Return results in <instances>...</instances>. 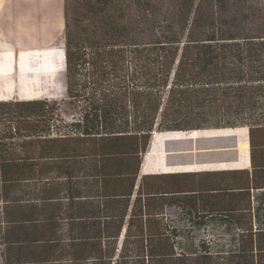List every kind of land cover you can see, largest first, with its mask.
<instances>
[{"label":"trees","instance_id":"obj_1","mask_svg":"<svg viewBox=\"0 0 264 264\" xmlns=\"http://www.w3.org/2000/svg\"><path fill=\"white\" fill-rule=\"evenodd\" d=\"M62 1V68L0 74V264H264V0ZM221 132L246 166L149 165ZM181 194L230 237L169 236Z\"/></svg>","mask_w":264,"mask_h":264},{"label":"rangeland","instance_id":"obj_2","mask_svg":"<svg viewBox=\"0 0 264 264\" xmlns=\"http://www.w3.org/2000/svg\"><path fill=\"white\" fill-rule=\"evenodd\" d=\"M4 9L11 10L10 0H2L0 3V74L12 73V72H30L45 70L50 66V63L54 61L60 66L63 64V57L60 56V49L62 44V31L56 32L54 37H47L46 29L44 30L45 20L43 18L36 21L39 22L40 28L36 29L33 24H24L21 19L15 15L4 16ZM18 30L25 32L27 36L32 40L37 41L39 39L40 47H28L21 46L12 42L11 38L14 32ZM49 101H57L59 103V115L69 121L72 117H76L78 109L68 103L66 100V94L59 99H49ZM187 124L182 118L179 119L178 124ZM157 131V129H155ZM222 133H225L223 135ZM221 132L210 137H216V135L233 136L236 137V143L242 141L243 135L238 132ZM234 134V135H233ZM187 135H190L191 140L196 141L199 137H207L208 135L196 136L192 134H174L168 136V138L160 137L156 143V149H166L165 143L169 139L183 140ZM154 137V135L152 136ZM219 137V136H218ZM212 142V141H211ZM208 143H195L193 146L184 142L182 144L169 145L167 148L173 150H185L193 149L191 153H176L170 152L164 155H158L160 158H152L149 162L152 170L160 169V167L167 165L174 170L177 169H217L225 167H242L246 166V151L243 148L240 149H215V146L224 144L221 142ZM199 147V148H198ZM206 148V149H204ZM211 150H208V149ZM200 150V151H198ZM208 150V151H204ZM204 151V152H203ZM202 154H197L201 153ZM194 153V161H191V155ZM234 153H238V158H235ZM144 159V158H143ZM146 162H144L145 164ZM166 166V167H167ZM213 181H217L215 178L203 180L199 176L186 180L187 187H200L202 183L209 184ZM171 201V202H168ZM192 196H176L174 199H169L163 206V223L166 226L167 233L173 227L178 228L177 237H230V231L226 230V222L219 217L205 218L204 224L197 226L195 216H192ZM200 203H198L199 205ZM191 214V215H190Z\"/></svg>","mask_w":264,"mask_h":264},{"label":"crops","instance_id":"obj_3","mask_svg":"<svg viewBox=\"0 0 264 264\" xmlns=\"http://www.w3.org/2000/svg\"><path fill=\"white\" fill-rule=\"evenodd\" d=\"M11 10L4 9V16H17L26 25L33 24L36 29L40 28L38 19L45 20L44 30L46 29L47 37L53 38L56 32L64 28L63 1L62 0H10ZM12 42L28 47H40L39 39L32 40L25 32L18 30L13 33ZM62 35V34H61ZM63 47V46H62ZM56 49L60 51V56L64 57L63 48ZM58 66L57 62L50 63V66L41 71H53L61 69L63 64ZM20 73V72H12ZM25 73V72H24ZM3 74V73H1Z\"/></svg>","mask_w":264,"mask_h":264},{"label":"water","instance_id":"obj_4","mask_svg":"<svg viewBox=\"0 0 264 264\" xmlns=\"http://www.w3.org/2000/svg\"><path fill=\"white\" fill-rule=\"evenodd\" d=\"M237 129H240V128H235V129H230V130H237ZM208 130L212 131V130H215V129H208ZM190 131H193V130H190ZM190 131H184V132H190ZM198 131H202V130H198ZM179 132H182V131H179ZM222 134L225 135V133H222ZM229 134H232V132L229 133ZM223 135H216V137L215 136L214 137L207 136V137H203V138L199 137L196 141L191 140L189 138L190 135H187L186 138L183 139V140L169 139V141H166L165 146L168 147L169 145L182 144L184 142H187V144H189L190 146H193L195 143H197V144L198 143H202L203 144V143H208V142L212 141V142H221V143H225L227 145H230V146L223 147V149H233V148H235L236 146H234V145H236V137L223 136ZM204 149H206V148H204ZM208 150H211V149L209 148ZM208 150H204V151H208ZM198 151H200V150H198ZM197 154H202V152L201 153H197ZM234 155H235V158H238V153H234ZM194 156H195L194 153H192L191 161H194ZM139 173H140V175L142 174V163H141V166H140V172Z\"/></svg>","mask_w":264,"mask_h":264},{"label":"built area","instance_id":"obj_5","mask_svg":"<svg viewBox=\"0 0 264 264\" xmlns=\"http://www.w3.org/2000/svg\"><path fill=\"white\" fill-rule=\"evenodd\" d=\"M2 2V0H0V3Z\"/></svg>","mask_w":264,"mask_h":264}]
</instances>
